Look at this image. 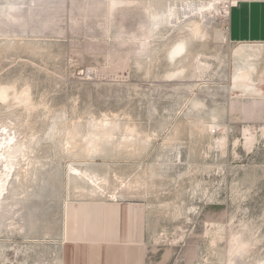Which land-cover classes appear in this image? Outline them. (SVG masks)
<instances>
[{"label": "rangeland", "instance_id": "obj_1", "mask_svg": "<svg viewBox=\"0 0 264 264\" xmlns=\"http://www.w3.org/2000/svg\"><path fill=\"white\" fill-rule=\"evenodd\" d=\"M213 1L0 0V264H56L88 202L143 264H264V47Z\"/></svg>", "mask_w": 264, "mask_h": 264}, {"label": "crops", "instance_id": "obj_2", "mask_svg": "<svg viewBox=\"0 0 264 264\" xmlns=\"http://www.w3.org/2000/svg\"><path fill=\"white\" fill-rule=\"evenodd\" d=\"M229 4V42L238 46L264 47V0H231ZM85 207L95 212L92 218H96L98 225L95 229L78 230L69 226L66 212L63 229L58 230L61 232L58 240L51 241L60 250L56 264L144 263L139 216L134 215L132 208L117 202H88L72 208Z\"/></svg>", "mask_w": 264, "mask_h": 264}, {"label": "bare ground", "instance_id": "obj_3", "mask_svg": "<svg viewBox=\"0 0 264 264\" xmlns=\"http://www.w3.org/2000/svg\"><path fill=\"white\" fill-rule=\"evenodd\" d=\"M223 4V3H221ZM219 4V5H221ZM225 4V3H224ZM230 8V7H229ZM216 9V8H215ZM229 12V11H228ZM185 47L184 45H180L178 48L173 49L172 53H171V58L175 59L176 56H178L179 54H181L184 51ZM12 148V147H10ZM5 154H3L2 156H4ZM1 157V156H0Z\"/></svg>", "mask_w": 264, "mask_h": 264}, {"label": "built area", "instance_id": "obj_4", "mask_svg": "<svg viewBox=\"0 0 264 264\" xmlns=\"http://www.w3.org/2000/svg\"><path fill=\"white\" fill-rule=\"evenodd\" d=\"M229 11H230V8H229ZM228 14H229V12H228Z\"/></svg>", "mask_w": 264, "mask_h": 264}]
</instances>
